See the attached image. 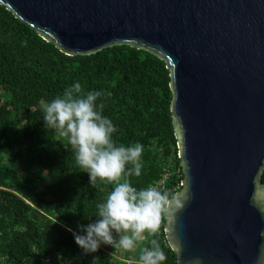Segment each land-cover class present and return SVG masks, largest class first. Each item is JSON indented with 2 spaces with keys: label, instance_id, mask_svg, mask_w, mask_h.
I'll use <instances>...</instances> for the list:
<instances>
[{
  "label": "water",
  "instance_id": "obj_1",
  "mask_svg": "<svg viewBox=\"0 0 264 264\" xmlns=\"http://www.w3.org/2000/svg\"><path fill=\"white\" fill-rule=\"evenodd\" d=\"M68 54L129 43L167 60L185 178L167 205L179 264L264 254V0H0Z\"/></svg>",
  "mask_w": 264,
  "mask_h": 264
},
{
  "label": "trees",
  "instance_id": "obj_2",
  "mask_svg": "<svg viewBox=\"0 0 264 264\" xmlns=\"http://www.w3.org/2000/svg\"><path fill=\"white\" fill-rule=\"evenodd\" d=\"M77 80L85 91L104 93L98 103L117 126V143L144 145L142 174H133L131 182L147 187L169 167L170 199L182 189L167 60L129 43L68 54L0 2V264H48V257L51 264H138L153 240L167 254L164 264H179L165 230L167 208L159 232L128 250L130 262L113 245L85 252L77 243L73 230L97 218V205L113 189L99 178L93 186L69 139L45 126L41 104Z\"/></svg>",
  "mask_w": 264,
  "mask_h": 264
},
{
  "label": "clouds",
  "instance_id": "obj_3",
  "mask_svg": "<svg viewBox=\"0 0 264 264\" xmlns=\"http://www.w3.org/2000/svg\"><path fill=\"white\" fill-rule=\"evenodd\" d=\"M102 95L101 90L85 91L77 80L62 95L42 103L41 108L45 126L67 137L73 145L77 163L89 173L90 183L95 186L99 178L113 185L106 199L97 205L94 221L80 224L79 231L69 226L77 243L85 252H96L102 244L134 250L146 235L159 232L170 194L153 185L138 188L131 182L133 174H142L144 145L117 143V126L104 115L103 103H98ZM42 174L52 179L48 169ZM166 260L165 250L153 240L142 250L138 264H164ZM257 264H264V254Z\"/></svg>",
  "mask_w": 264,
  "mask_h": 264
},
{
  "label": "built area",
  "instance_id": "obj_4",
  "mask_svg": "<svg viewBox=\"0 0 264 264\" xmlns=\"http://www.w3.org/2000/svg\"><path fill=\"white\" fill-rule=\"evenodd\" d=\"M180 156V155H179ZM178 172L181 171L180 168L177 169ZM173 172L169 169V167H167L166 169V172L164 173L162 179H160L158 182L156 183H152L151 185L153 186H156L158 188H160L161 190L163 191H166L167 190V183H168V180L171 178ZM162 222V219L160 220V224ZM124 260V259H123ZM44 262L48 263V264H51L50 263V258H44L43 260ZM126 262H130L129 260H125Z\"/></svg>",
  "mask_w": 264,
  "mask_h": 264
},
{
  "label": "crops",
  "instance_id": "obj_5",
  "mask_svg": "<svg viewBox=\"0 0 264 264\" xmlns=\"http://www.w3.org/2000/svg\"><path fill=\"white\" fill-rule=\"evenodd\" d=\"M118 253H119L120 256H122V260L123 259L124 260H130V259H128V253H129L128 250L120 248Z\"/></svg>",
  "mask_w": 264,
  "mask_h": 264
},
{
  "label": "rangeland",
  "instance_id": "obj_6",
  "mask_svg": "<svg viewBox=\"0 0 264 264\" xmlns=\"http://www.w3.org/2000/svg\"><path fill=\"white\" fill-rule=\"evenodd\" d=\"M136 247H137V245H136ZM136 247H135V248H136ZM119 249H120V248H117V251H118V252H119ZM117 256L122 260V256H120L119 253H117ZM123 261H125V260H123Z\"/></svg>",
  "mask_w": 264,
  "mask_h": 264
}]
</instances>
